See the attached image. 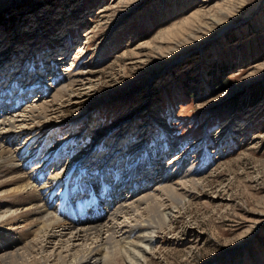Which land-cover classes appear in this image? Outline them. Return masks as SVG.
Segmentation results:
<instances>
[{
    "label": "rangeland",
    "instance_id": "1",
    "mask_svg": "<svg viewBox=\"0 0 264 264\" xmlns=\"http://www.w3.org/2000/svg\"><path fill=\"white\" fill-rule=\"evenodd\" d=\"M227 1L0 0V86L73 81L41 127L81 161L136 164L168 117L166 178L192 182L143 264H264V0Z\"/></svg>",
    "mask_w": 264,
    "mask_h": 264
},
{
    "label": "bare ground",
    "instance_id": "2",
    "mask_svg": "<svg viewBox=\"0 0 264 264\" xmlns=\"http://www.w3.org/2000/svg\"><path fill=\"white\" fill-rule=\"evenodd\" d=\"M52 56L54 64L64 59L63 54ZM43 82L40 88H30L34 94L10 95V90L0 86V264L147 262L159 230L170 228L175 206L188 201L186 183L192 182L180 179L187 163L182 160L175 163L177 175L166 178L168 166L161 163V155L180 146L168 137V117L159 116L160 138L151 147L145 146L146 154L136 164L112 163L116 154L109 161L98 162L95 157L81 161V155H74L79 144L72 146L71 141L63 143L64 139L54 142L56 127H41L57 112L55 101L69 92L73 81L56 90L51 100H40L54 86ZM139 143L133 142V147ZM51 144L59 147L46 153ZM121 144L115 145L118 153ZM64 159L68 163L61 172L57 165ZM151 182L161 184L158 196L156 191L144 195L153 191L152 187L144 189ZM80 188L88 195L80 196ZM165 201L174 205L172 210L163 206ZM120 226L122 233L117 230Z\"/></svg>",
    "mask_w": 264,
    "mask_h": 264
}]
</instances>
